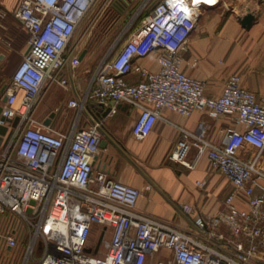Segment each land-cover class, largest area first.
<instances>
[{
    "label": "built area",
    "instance_id": "built-area-1",
    "mask_svg": "<svg viewBox=\"0 0 264 264\" xmlns=\"http://www.w3.org/2000/svg\"><path fill=\"white\" fill-rule=\"evenodd\" d=\"M221 3L18 1L12 14L26 33V42L6 85L7 98L0 102V125L6 127L0 142V225L4 226L0 236L9 248L23 245L25 264L36 248L40 252L36 264H144L160 249L172 252L171 264H254L258 247L264 246V168L257 165L264 151V102L241 85L238 75L228 77L220 96L208 97L202 81L182 69V53L202 9ZM91 8L96 10L94 20L110 8L120 16L129 11L124 23L130 28L118 36L117 47L95 70L83 95L67 102L78 116L67 132H61L36 119L35 113L44 86H68L65 72L80 61L70 44L75 35L91 33L93 20L87 18ZM154 52L157 70L136 63ZM131 73L139 77L135 84L127 80ZM92 103L136 108L132 134L137 139L151 131L162 109L183 116L195 110H206L215 118L234 115L243 129L226 131L219 145L200 138L195 145L200 153H207L211 167L244 195L247 208H238L231 193L225 199L226 211L209 221L200 220L197 227L206 231L223 223L238 240L223 244L207 232L205 242L197 241L137 212L140 191L94 169L103 135L101 122L91 118L86 127H77L80 114L87 113L86 106ZM246 145L258 154L244 160L239 151ZM186 149L181 141L169 158L186 164ZM180 208L190 211L187 205ZM94 226L98 238L92 241Z\"/></svg>",
    "mask_w": 264,
    "mask_h": 264
},
{
    "label": "crops",
    "instance_id": "crops-1",
    "mask_svg": "<svg viewBox=\"0 0 264 264\" xmlns=\"http://www.w3.org/2000/svg\"><path fill=\"white\" fill-rule=\"evenodd\" d=\"M18 1L0 0V54L4 55L0 66L6 60L5 53L16 44L18 26L26 36L12 14ZM247 14H251L253 20L248 26H243L241 20ZM11 18L17 23L12 22ZM87 18L92 19V8ZM25 42L26 38L23 44L18 45L21 52L25 49ZM70 46L79 55L84 50L85 54L76 68L66 70L68 86H44L36 109L41 102L51 109H57L60 114L56 118L54 112L49 125L61 132H67L78 116L77 109L68 107L67 102L83 95L101 64L97 63L95 67L92 65V31L82 37L75 35ZM182 58L183 71L202 81L206 96H220L228 77L238 75L241 85L253 92L257 100L264 102V0H222L218 6L202 9L196 27L186 41ZM194 61L196 64L193 66ZM136 63L152 71L158 69L155 52L137 59ZM9 80H0V89L8 85ZM127 80L135 84L139 77L131 73L127 75ZM137 114V109L128 105L126 108H112L109 114L98 118L101 128L118 147L108 141L105 149L99 148L94 169L102 170L110 178L137 188L140 195L135 209L142 215L182 231L197 241L205 242L207 232L213 233L223 244L231 245L238 240L223 223L216 227L208 226L206 231H200L197 227L200 220L209 221L224 213L225 199L231 193H235L234 203L238 208H247V203L244 195L235 190L225 175L211 167L207 153H200L195 145L198 138L219 145L226 131L243 129L236 123L235 116L215 118L206 110H195L183 116L162 109L151 131L143 139H137L132 134ZM91 118L95 120L90 113L82 112L77 127L88 124ZM181 141L187 146L183 159L187 165L169 158ZM257 154L256 149L247 145L239 151V156L244 160ZM257 165L264 168V151ZM180 205H187L189 213H185ZM96 228L98 226H94L93 230ZM3 229L4 226L0 225V233ZM39 254L36 248L28 264L37 261ZM22 255L23 245L20 242L9 248L0 236V264H10ZM172 261V252L160 249L148 255L144 264H171ZM254 264H264V246L258 247Z\"/></svg>",
    "mask_w": 264,
    "mask_h": 264
},
{
    "label": "rangeland",
    "instance_id": "rangeland-1",
    "mask_svg": "<svg viewBox=\"0 0 264 264\" xmlns=\"http://www.w3.org/2000/svg\"><path fill=\"white\" fill-rule=\"evenodd\" d=\"M132 10V9H131ZM130 10V11H131ZM96 10H92V15ZM129 11L123 13L120 16L119 13L114 12L113 9L107 10V12H103L100 19L94 20L92 18V65L95 67L97 63L108 61L109 57H111V51L113 52L117 47V39L118 36L127 32L130 28V25L126 27L125 23L128 19ZM127 16V17H126ZM11 21L15 24L17 23L13 18ZM125 22V23H124ZM135 24L132 22L131 25ZM26 36L21 31L20 27H17L16 30V46L14 45L10 51L5 53L6 60L0 66V80L6 82L9 80L11 73L14 67L20 62L22 53L19 50L18 45L23 44ZM41 100V99H40ZM40 107L36 111V119L43 120L49 112H55V117L60 114L57 112V109H51V107H47L44 102H41ZM81 127H86L87 124H80ZM91 240L95 241L98 238V230L95 229L91 233ZM26 260H23V256L18 257L16 260H13L10 264H25ZM37 261H31L30 264H36Z\"/></svg>",
    "mask_w": 264,
    "mask_h": 264
},
{
    "label": "water",
    "instance_id": "water-1",
    "mask_svg": "<svg viewBox=\"0 0 264 264\" xmlns=\"http://www.w3.org/2000/svg\"><path fill=\"white\" fill-rule=\"evenodd\" d=\"M253 20V16L251 14H247L242 20H241V24L243 26H248L251 21ZM85 54V50L79 55V60H81L83 58ZM4 58V55L3 54H0V61H2ZM5 89H6V86H3L1 89H0V102H4L7 98V94L5 93ZM121 107H128V105H116L115 108H121ZM92 109H94L95 111H93ZM111 106H104L103 104L101 103H92L88 106H86V112L90 113L94 118L95 120L100 117H104L106 116L107 114L110 113L111 111ZM0 111H1V105H0ZM55 113L54 112H51L50 115L48 117H46L44 120H43V123L45 125L49 124V122L51 121V118L54 117ZM3 119V118H1ZM14 124L16 123V119L14 120L13 122ZM100 131L102 132V134L104 135V139H101L100 142H99V148L101 149H105L106 148V144L108 141H111L115 146H117V144L111 139V137L103 130V128L100 129ZM6 132V127L4 125H0V142H1V136H3ZM118 147V146H117ZM33 203V201L31 202ZM100 242V239L98 241V244Z\"/></svg>",
    "mask_w": 264,
    "mask_h": 264
},
{
    "label": "bare ground",
    "instance_id": "bare-ground-1",
    "mask_svg": "<svg viewBox=\"0 0 264 264\" xmlns=\"http://www.w3.org/2000/svg\"><path fill=\"white\" fill-rule=\"evenodd\" d=\"M199 1H200V2H201V1H207V2H206L207 4H215L217 0H214V1H213V0H199ZM211 1H213V2H211ZM208 2H210V3H208ZM204 3H205V2H204Z\"/></svg>",
    "mask_w": 264,
    "mask_h": 264
},
{
    "label": "trees",
    "instance_id": "trees-1",
    "mask_svg": "<svg viewBox=\"0 0 264 264\" xmlns=\"http://www.w3.org/2000/svg\"><path fill=\"white\" fill-rule=\"evenodd\" d=\"M113 11L115 12V10H114V9H113ZM139 20H140V19H138V20H136V21H135V24L133 25V27H135V26H137V25H138V23H139ZM0 97H1V95H0Z\"/></svg>",
    "mask_w": 264,
    "mask_h": 264
}]
</instances>
